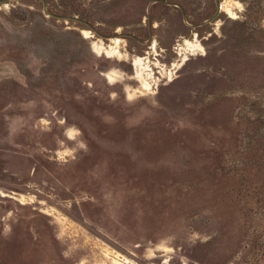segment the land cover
I'll return each mask as SVG.
<instances>
[{"label":"rangeland","instance_id":"1","mask_svg":"<svg viewBox=\"0 0 264 264\" xmlns=\"http://www.w3.org/2000/svg\"><path fill=\"white\" fill-rule=\"evenodd\" d=\"M45 1L90 26L0 3V264H264V0Z\"/></svg>","mask_w":264,"mask_h":264},{"label":"water","instance_id":"2","mask_svg":"<svg viewBox=\"0 0 264 264\" xmlns=\"http://www.w3.org/2000/svg\"><path fill=\"white\" fill-rule=\"evenodd\" d=\"M7 1H8V0H3V1H0V3H1V2H7ZM40 1L43 3V5H44V10H45V12L47 13V15H49V16H51V17H54V18H56V19H58V20H62V21H76V22L84 23V24L90 26V24H88V23H86V22H84V21H82V20H80V19H78V18H76V17L58 16V15L52 14V13H50V12L47 10V8H46V1H45V0H40ZM156 2L166 3V2H164V1H162V0H158V1H156ZM156 2H155V3H156ZM167 4H168V5H173V3H167ZM177 6L180 7V9L182 10L183 14L185 15V12H184V10L181 8V6H180V5H177ZM220 13H221V6H220V3L217 1V10H216V13L214 14V16L211 17L209 20L205 21V22L202 23V24L194 25V28H198V27H200V26H202V25L212 23L213 21H215V20L217 19V17L220 15ZM149 19L151 20L150 15H149Z\"/></svg>","mask_w":264,"mask_h":264},{"label":"bare ground","instance_id":"3","mask_svg":"<svg viewBox=\"0 0 264 264\" xmlns=\"http://www.w3.org/2000/svg\"><path fill=\"white\" fill-rule=\"evenodd\" d=\"M194 40V39H193ZM184 47H182L181 45H179L180 47L178 48V50H179V56L181 57V60H182V56H183V54H184V52H183V50L186 48V43H185V41H184ZM157 43H154L153 44V46L150 48L151 50H153V52L155 53V55L156 56H158V53H157ZM109 51V50H108ZM106 52V51H105ZM150 55H151V53L150 52H148V55L146 56V57H141L143 60H144V62H145V67L147 68H145V69H143L144 71L145 70H147V71H153L151 68H150V66L149 65H147V64H149L150 63V59H149V57H150ZM135 63H137V62H135V60L133 61V66L135 67V70H136V75H135V77H137V75H138V73H141L142 74V76L145 78V79H147V82H148V76L150 75H147V77H145V75L142 73V71L140 70V68H138L137 66H136V64ZM174 64V63H173ZM174 70V71H173ZM177 72V69L176 68H173V65H172V68H171V71H170V76L172 77L173 76V74L174 73H176ZM139 81V80H138ZM149 83V82H148ZM144 88H146V89H149L150 87H151V84L149 83V86L147 87V86H144V85H142Z\"/></svg>","mask_w":264,"mask_h":264},{"label":"flooded vegetation","instance_id":"4","mask_svg":"<svg viewBox=\"0 0 264 264\" xmlns=\"http://www.w3.org/2000/svg\"><path fill=\"white\" fill-rule=\"evenodd\" d=\"M177 5H179V4H174L173 3V7H176V8H178L179 10H180V12L183 14V12H182V10L180 9V7L179 6H177ZM181 6V5H180ZM181 8L184 10V8L181 6ZM185 12V11H184Z\"/></svg>","mask_w":264,"mask_h":264}]
</instances>
